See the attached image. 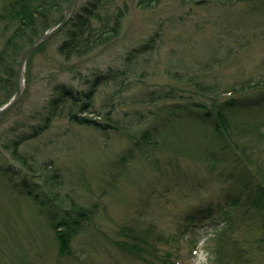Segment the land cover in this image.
<instances>
[{"label": "rangeland", "instance_id": "374dc122", "mask_svg": "<svg viewBox=\"0 0 264 264\" xmlns=\"http://www.w3.org/2000/svg\"><path fill=\"white\" fill-rule=\"evenodd\" d=\"M141 1L115 0L116 8L126 3L128 11L121 36L109 47L65 63L57 53L64 37L55 36L28 60L24 94L0 119V264H164L161 260L165 261L168 254L172 264H218L210 246L216 229L225 227L228 219L235 223L236 235L244 245L262 236L257 230L260 222L248 212L247 202L257 184L244 186L234 181L242 178V172L234 169L233 163H216L212 170L205 160L197 158V152L179 148L185 146L186 139L191 142L187 144L190 149L196 141L203 149L209 145L218 148L207 128L196 133L189 127L177 130L169 140L173 149L169 146L136 152L134 158L120 161L134 147L133 137H138L147 125L122 134L74 124L63 115L53 121L49 130L21 146L35 169L43 160H52L62 169V194L71 193L86 207L98 206L95 219L74 241L79 259L58 256L50 217L60 213V208L45 201L42 189L34 192L43 197L41 201L27 195L24 180L34 186L40 183V176H32L28 168L14 161L2 143L33 133L46 117L45 105L56 84L83 88L62 69L63 65L76 67L84 74L120 69L132 49L160 30V48L138 67L140 72L148 73L142 79H133L125 95L127 104L117 105L111 114L126 127L136 123L137 113L168 114L171 101L141 102L148 91L173 84L166 74L170 61L191 65L213 55L217 62L210 73L225 81L235 77L241 82L264 80V0H153L148 6ZM3 43L4 36L0 34V50ZM262 87L253 91L250 99L263 100L249 108L252 115H238V122L247 118L264 121V83ZM101 88L107 92L98 93L96 113L83 115L106 122L102 104L112 88ZM195 99L207 104L203 98ZM6 102L7 97L0 93V107ZM237 198L240 203L234 204ZM42 201L46 205L42 206ZM201 209H212L211 219L192 226L187 217ZM133 222L154 225L169 238L168 243L159 244L158 259H140L118 248V231ZM257 262L264 264V255Z\"/></svg>", "mask_w": 264, "mask_h": 264}, {"label": "trees", "instance_id": "16d2710c", "mask_svg": "<svg viewBox=\"0 0 264 264\" xmlns=\"http://www.w3.org/2000/svg\"><path fill=\"white\" fill-rule=\"evenodd\" d=\"M70 1L1 0L0 34L4 36V43L0 50V93L7 97V102L17 89L18 69L23 55L47 30L63 19ZM151 1L153 0L141 2L148 6ZM156 1L159 3V0ZM116 6L115 0L78 1L72 19L56 35L64 37L57 47V53L63 62L85 59L96 51L109 47L121 36L128 6L126 3L118 8ZM161 40L162 33L160 30L155 31L143 44L128 53L123 60V67L117 70L110 68L105 72L95 70L91 74H84L80 69H75L76 67L63 65L62 69L72 74L73 79L79 81L83 88L70 87L64 83L56 84L46 102V117L42 123L34 127L33 133L7 140L2 146L10 152L14 161L28 168L32 176L36 174L40 176V183L34 186H30L28 181L24 180L27 195L33 197L35 201H41L43 197L34 192L42 189L45 201L60 208V213H53L50 217L51 227L58 242V256L79 259L73 247L74 241L84 230L85 225L95 219L98 206L93 204L86 207L71 193L62 194L64 180L62 169L55 166L52 160H43L35 169L31 157L21 152L22 144L49 130L53 121L63 115L74 124L95 126L104 131L112 130L122 134H129L135 128L141 129L143 124L147 125L145 129H141L138 137H133L134 147L120 160L125 161L128 157L134 158L136 152L146 153L169 147L171 145L169 140L177 130L189 127L196 133L207 128L217 142L218 148L209 145L203 149L196 141V145L190 149L187 145L191 143L189 139L184 141V147L179 148L197 152V158L205 160L212 170L216 169V163H233V168L242 172V178L234 181L243 183L244 186L253 182L257 184L255 191L249 193L247 202L250 204L248 212H252L259 220L257 230L262 234L261 237L254 241L250 240L251 242L247 241L244 245L236 235L235 223L229 222L228 219L225 227L216 229L210 246L211 253L218 264H257L258 258L264 255V121L252 122L247 118L238 122L237 116L252 115L249 108L257 106L262 98L251 101L250 97L253 91L262 90L264 80L244 79L241 82L235 77L233 78L235 81H225L222 76L210 73L215 67L214 62H217V57L213 55L191 65H185L182 61H170L166 74L172 79L173 84L164 89L148 91L142 97L143 102L140 101L145 104L171 101L167 107L168 114L161 116L151 112L145 116L137 113L136 123L126 127L121 119L118 121L111 117V114L117 105L127 104L125 95L132 88L133 79H142L148 73L140 72L138 67L158 51ZM45 44L33 52L29 62L35 54L43 50ZM103 86L112 88L104 97L102 104L106 122L83 115L96 113L95 100L98 93L107 92L101 90ZM197 97L206 100L207 104L197 102L195 99ZM169 149L173 148L170 146ZM177 150L176 147L175 151ZM218 156L221 158L218 159ZM45 201L40 204L46 205ZM233 203L239 204L240 199H234ZM212 212V209L198 210L195 214H190L187 221L196 226V222H203L209 217L211 219ZM117 236L116 245L120 250L146 260L158 259L159 244L169 241V238L159 233L154 225L146 226L134 222L122 226ZM167 257L165 261H161L164 264H172L171 255L168 254Z\"/></svg>", "mask_w": 264, "mask_h": 264}, {"label": "water", "instance_id": "95a60500", "mask_svg": "<svg viewBox=\"0 0 264 264\" xmlns=\"http://www.w3.org/2000/svg\"><path fill=\"white\" fill-rule=\"evenodd\" d=\"M78 0H71L65 9L63 19L55 26L47 30L23 55L17 75V91L15 95L2 107H0V119L11 111L21 100L25 91V71L28 60L33 52L47 41L58 35L70 22L75 12Z\"/></svg>", "mask_w": 264, "mask_h": 264}]
</instances>
